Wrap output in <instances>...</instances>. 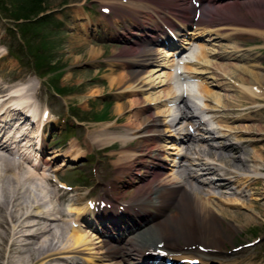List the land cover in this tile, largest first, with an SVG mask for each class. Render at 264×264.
<instances>
[{
	"label": "bare ground",
	"instance_id": "1",
	"mask_svg": "<svg viewBox=\"0 0 264 264\" xmlns=\"http://www.w3.org/2000/svg\"><path fill=\"white\" fill-rule=\"evenodd\" d=\"M118 1L122 5L120 0ZM222 1L224 0H199L198 4H206L208 7L214 6L217 9ZM110 3L108 0H103L102 5L107 8V6H111ZM136 3H139L138 7H140V11L136 10V13L145 16L149 15L151 19L156 16L158 22H155V24L157 25L161 21L162 24L168 25L166 26L168 28H170V25H172L171 27H176V32L172 31L175 37H180L182 35L181 32L191 23L193 29L187 31L183 38L178 39V42H180L179 46L172 39L174 44L171 46L172 50L165 51L161 46H147V49L140 51L131 59L118 62L120 68L130 66L136 69L127 71L126 77L121 75L116 79L112 78L110 81V85H115L124 80L122 90L119 93L129 95L133 93L143 95L158 87L168 86V90L165 93L159 91L156 92L157 96H155V93L143 96L139 106H133L134 102L131 101L116 105L114 109L115 115L118 117L128 115L125 125H120L121 131H112L116 125L108 122L106 125L108 131L106 134H102V141H105L108 146L115 142L121 144L117 162L114 164L116 168L115 177L106 186L108 188L106 197L109 198L106 203L112 208L109 210L111 212L109 217L114 218L111 223L116 231L114 237L106 230L103 224H98L97 220L90 219L93 214L102 212L96 211L97 204L92 207L90 203H83L78 200L70 202L66 206V213L68 215L74 214L76 219V224L72 223L75 226L68 233L67 246L60 249H48V246L52 245V231L57 229L56 223L61 220L62 216L65 217V213L62 214L61 210L56 209L59 205V198L55 201L54 208L47 209L45 207L47 203H50L49 199L46 200V187H49L52 180L44 175H37L34 170L29 171L21 168L30 159L33 160L32 167L35 168L38 165L40 161L39 153L44 150L42 129L45 123L48 122V115L44 113L46 115L45 118L41 112L42 114L38 117V107L32 102L33 97L30 96L29 89L25 85L0 89V179L2 178L3 181L9 180L11 184L10 187L6 188L0 186L1 204L6 207H0V214H2L0 228L4 229V232L0 231V244L3 245L4 243V245H7L9 253L10 248L16 246L19 249L16 253L21 261L27 260L28 248L34 246L35 249L31 253L35 255V258L29 259V264H56V261H62L61 264H70L75 259L82 261L84 264H191L193 260H198L197 264H215L206 261L202 262V259H198L196 255H191V253L186 254L182 246L181 250L172 248V244L169 241L176 243L174 239L181 240L185 243L184 246H187L188 240L197 238L192 237L195 235H191V233L197 234L195 232H199L200 237L210 239L209 231L215 227V221L212 220H216L217 217H219L217 219H221L220 216L222 218L227 216L232 219L237 218V212L219 208L220 206L214 204L215 199L220 201V205L229 203L233 206L227 208L238 209L240 207L237 197L230 199L231 202L225 201L226 198L221 201L222 198H218L221 196L220 189L227 191L222 192L225 195L230 193L228 191L232 190V188L238 189V194H241L251 185L258 184L259 180L264 183V173L260 170L264 167V156L255 157L256 160L254 161L258 162L259 165H253L249 170L248 168L240 170L239 167L235 166L225 167L223 164H227V161L223 160L222 154L224 150L234 151L235 154L242 152L244 140L238 142L241 145H235L236 143L234 142L227 143L226 141L232 136L238 138L241 134L250 135L252 129H236L234 124L252 121L250 115L256 113L257 110L247 112L245 117L235 115L233 111L252 109L253 106L251 105L255 99H258L259 88L257 86L255 88L246 80L245 85H243L244 79H237L238 83L235 80L227 79V83L222 84L202 81L201 75L211 74L213 72H210V70L213 71L214 68H217L214 63L204 60L206 57L204 46L198 45L197 51L190 53L184 59H177L181 55L182 50H189L193 46L195 39L207 36L208 40H204L206 42L214 39L228 40L229 36L233 37L238 34L237 29H228L225 25L214 24L211 21L212 18L195 17L193 8L190 10L193 11L195 22L194 20L176 21L171 24V21L167 20L169 12L166 11L161 16H158L156 11L152 12L153 6H158V0H136ZM114 5H117V3ZM132 21L130 20V22ZM140 28H143L142 34L144 36L132 31L130 33L131 39L127 37L130 43L133 40L137 41L139 36H143L144 41H148V43L171 44V39L165 36L150 37L151 34H155V31H159L151 24L142 23ZM243 31L246 30L244 29ZM185 35L190 36V39H186ZM222 49V55L220 56L219 54V57L224 60L235 62L245 61L246 59L252 60L244 52L249 51V49H240L233 42L228 46L223 45ZM177 51L180 53L175 57V52ZM193 64L206 66L208 70L201 71L199 66L193 68ZM148 65L169 69V72L165 73L158 68H152L147 76L140 78L141 80L135 79L143 71L142 69ZM234 67V69L240 71L239 65H234ZM254 67L259 66L256 65ZM121 71L124 70L121 69ZM155 73L159 74L155 75ZM208 76V79H212L214 82L225 78L222 74ZM229 77L231 78L232 76ZM253 81L255 80L253 79ZM210 84L216 86V88L218 86L222 87L223 84L241 88V94L246 92L249 95L250 93L248 96L250 98L249 103H246V105L238 104V100L232 99L226 94L213 92L209 88ZM222 89V91H233L231 89ZM185 97L190 100V106L186 103L188 99ZM200 99H205L204 102H212L215 107H209L206 103L201 104ZM224 100L230 102V104H223ZM232 100L235 102H232ZM160 105L165 111H162ZM153 108L157 110L156 113H151ZM190 108H194L192 110H195L198 114L193 112L189 114ZM196 115L207 120L205 122L210 124L211 127L207 128L204 122L192 124ZM177 117L179 119L175 123ZM132 118H136L137 122H139L138 127L132 128L130 126L133 124ZM178 126H181L182 129L186 127L187 130L199 131V135L201 134L202 137L197 140L193 134H189L184 129L181 139L176 140ZM262 130L264 131V128ZM216 141L226 143L217 147L210 144V142ZM252 141L258 142L261 140L255 138ZM197 143L206 144L208 149L196 147L195 144L197 145ZM34 145L38 149L35 152L33 151ZM74 147L70 143L64 153L55 151L57 153H53V157L55 159L58 156L63 157L62 165L68 158L70 161L78 162L81 156ZM167 150H172V152L167 155ZM169 156L171 157L170 159L168 158ZM209 157H215L221 164H215L214 160ZM229 158L243 165L245 162H250L244 157L236 159L233 156H229ZM50 159L41 160L45 168L49 167L48 162ZM167 161L171 162V169L165 168ZM60 169L62 168L58 167L52 171L56 173ZM36 180L37 182H35ZM251 181L256 182L249 184ZM63 187L64 185L61 186V188ZM125 187L133 189L134 193L128 201L120 203L118 198ZM216 191L219 192L216 193ZM7 193L13 194L12 196H7ZM54 193L56 197L60 195L59 190ZM253 195V193L245 194V196L250 197V202L256 199ZM102 201L104 202V200ZM91 204H94V202H91ZM114 205H116L115 209L113 208ZM119 206H121L122 210H126L119 214L117 212ZM178 206L179 208H177ZM213 207L218 208L217 211L219 213L212 212ZM8 210L13 216L10 220L14 224L11 229H9L8 222L7 226L3 225V221L7 218ZM129 212L132 213L127 215ZM172 214H174V221H172ZM249 217L245 218V223L252 220L253 217ZM117 219H120L121 223L116 221ZM181 219L186 220L187 225L176 221ZM101 225L102 232L97 230L98 226ZM161 225L165 228L167 227L166 234L168 236L165 238L168 239L167 242L169 244L164 243L165 241L163 242L162 237H160L159 241H155L157 243H146L138 246L135 239L129 237L130 234L133 236L142 230L150 231L161 228ZM190 225L191 227L195 226V229H190ZM31 227L36 228L37 232H31ZM227 228L230 229L229 226ZM91 230L92 233L90 232ZM95 232L98 237L94 235ZM218 233L220 232L217 231L215 235ZM21 238L25 243H18ZM105 239H110L114 243ZM41 241L51 242V244L43 246L40 244ZM188 246H191V244ZM214 247L211 245L206 248ZM144 251L147 252L146 255L148 256L144 257L141 255ZM186 251H188V248H186ZM152 252H154V255L150 256L149 254Z\"/></svg>",
	"mask_w": 264,
	"mask_h": 264
},
{
	"label": "rangeland",
	"instance_id": "2",
	"mask_svg": "<svg viewBox=\"0 0 264 264\" xmlns=\"http://www.w3.org/2000/svg\"><path fill=\"white\" fill-rule=\"evenodd\" d=\"M108 1L111 2V6L105 8L102 5L103 0H0V89L25 85L29 89L30 96L33 97L32 102L38 107V117L42 113L48 115V122L45 123L42 131L44 150L39 153L40 161L38 165L35 168L32 167L33 160L30 159L21 167L23 170H34L37 175H44L52 180L51 185L49 184V187H46V200L49 199L50 203H47L45 207L47 209L54 208L55 201L59 198V205L56 209L61 210L62 214L65 213V217L62 216L61 220H59L60 222L56 223L57 229L52 231V245L48 246V249H60L67 246L68 233L75 226L72 223L76 222L74 214L68 215L66 213V206L70 202L80 200L83 203H96L99 200L106 202L109 199L106 197V193H108L106 186L115 177L116 168L114 164L117 162L121 144L115 142L108 146L105 141H102V134L107 133L106 125L108 122L116 125L112 131H121L120 125H125L128 116L118 117L115 115V106L131 101L134 102L133 106L136 107L141 104L143 96L151 93L156 94L159 91L165 93L168 90L166 85L150 90L143 95L140 93L139 95L134 93L129 95L119 93L122 90L124 80L118 84L114 82L116 83L115 85H110L112 78L116 79L121 75L126 77L127 71L136 69L130 66L120 68L118 62L131 59L140 51L147 49V46H162L166 51L170 50L171 44L159 45L156 42L151 41L152 43H148V41H144L143 28H140L142 23L151 24L156 27V30H159L155 31V34L150 35L153 38H157V35H160L163 30L166 34V26L164 27L161 21L158 25L155 24V22H158L156 16L151 19L149 15L145 16L136 13V10L140 11L139 3H136V0H120L122 5H120L118 0ZM113 2L114 4L117 3V5H114ZM197 2L198 0H158L159 7L153 6L152 12L156 11L158 16L165 14L166 11L169 12L167 20L171 21V24L176 21L194 20L195 22L193 11L190 10L193 8L195 11L194 15L200 13L203 19L212 18L211 21L214 24L225 25L228 29H237L238 34L233 37L229 36L228 40L214 39L206 42L204 40H208L207 36L195 39L193 46L189 50H182L178 59H184L190 53L197 51L198 45L204 46V54L206 55V57L203 55L206 58L204 60L214 63L217 68H214L213 71L210 70V72H213L211 74L201 75L202 81L222 84L227 83V79L235 80V82H237V79H244L243 85H245L246 80L255 88L256 86L259 88L258 99L254 100L251 105L253 106L252 109L233 111L235 115L245 117L247 112L257 110L256 113L250 115L252 121L234 124L236 129H252L251 134H241L238 138L232 136L226 141L227 143L234 142L236 143L235 145H241L238 142L244 140L242 152L235 154L234 151L230 150L222 151L223 160L227 161V164H223L225 167L235 166L239 167L240 170L246 168L249 170L253 165H259L258 162L254 161L256 160L255 157L264 156V131L262 130L264 128V107L261 108L264 106V0H224L217 9L212 5V7H208L206 4L197 7ZM26 7H28L27 10ZM29 8L33 9V13L29 12ZM4 11L16 13L23 18L26 16L29 19L15 21L12 16H9L10 14ZM40 17L43 18L40 20ZM130 20L133 21L130 22ZM22 25H32V27L28 26L22 33V29L25 28ZM31 28H33L32 32ZM171 28V31L176 32V27ZM192 29L193 25L191 23L181 32L182 35L176 38L180 40L187 31ZM244 29L246 31H243ZM132 31L143 36H139L137 41L132 39L133 42L130 43L127 37L131 39L130 33ZM26 37L29 41L24 40ZM185 38L190 39V36L185 35ZM231 42L235 43L240 49H249V51L244 52L252 60L246 59L241 62L236 61V63L235 61L220 58L219 54L220 56L222 55L223 45L228 46ZM177 43L180 44L178 41ZM29 46L34 50H39L38 55L43 56L38 61V65H36L39 69L34 66V62L32 63L35 59L31 48L29 50ZM232 64L239 65L240 71L234 69L235 67ZM256 65L259 67H254ZM198 66L201 71L208 70L206 66L193 64V68ZM152 68H158L165 73L169 72V69L148 65L142 69L143 71L135 79L141 80L140 78L147 76ZM121 69L124 71H121ZM44 72H47V74L45 73L46 76L43 74ZM57 73L60 74L56 76L55 74ZM158 74L155 73V75ZM213 74L216 76L222 74L225 78L214 82L212 79H208V75L213 76ZM56 87L62 91L57 92L55 90ZM209 88L213 92L226 94V96L238 100V104L246 105V103H249L250 98L248 96L250 93L249 95L246 92L241 94V88L224 84L222 87L218 86V88L210 84ZM222 88L233 91H222ZM204 100L200 99V103L215 107L212 102H204ZM239 101L241 102L239 103ZM189 102L190 100L186 101L188 105H190ZM232 102L235 101L232 100ZM223 104L229 105L230 102L224 100ZM160 107L162 108V105ZM152 110L151 113H156L157 111L154 108ZM162 111L165 110L162 108ZM190 111L191 109L189 113ZM198 119L195 122L193 119L192 124H197L199 122ZM135 120L136 118L131 119L133 121V124L130 125L132 128L139 126V122ZM206 125L207 128L211 127L208 123ZM184 129L187 130L186 127L183 129L181 126L177 127L176 133L178 136L175 137L176 140L182 137ZM189 130L186 132H189ZM189 133H192L197 140L202 137L201 134L199 135L200 132L196 130H192ZM255 138L261 141L253 142L252 140ZM226 142L220 143L216 141L210 142V144L217 147ZM70 143L75 146V150H78L81 159L77 162L70 161L68 158L62 165L63 157L57 155L58 157L55 159L53 153H64ZM195 146L200 149H208L206 144L197 143ZM34 149V152L38 150L36 145H34ZM170 152L172 150H167V155ZM34 154L38 155L37 153ZM229 156H233L236 159L244 157V159L252 162H245L243 165L233 161ZM47 158L51 159L48 162L49 167L45 168L41 160L44 161ZM168 158L170 159L171 157L169 156ZM209 158L214 160L215 164H221L215 157ZM166 163L165 168L171 169V162L167 161ZM250 164L252 165L246 167ZM241 165L243 166L241 167ZM58 167L62 169L53 173L52 170ZM260 170L264 173V167ZM0 181L1 187L11 186L9 180L3 181L1 178ZM255 182L251 181L249 184ZM62 185H64L63 188H61ZM57 190H59L60 194L58 197L54 193ZM220 191L221 196L218 198H222L221 201L225 198V201H230L233 197H237L240 207L238 209L227 208L233 206L229 203L220 205V201H217V199H215L214 204L230 212H237V218L232 219L229 216L222 218L220 216L221 219H217L219 218L217 217L216 220H212L215 221V227L209 231L210 239L200 237L199 232H195L197 234L191 233V235H195L192 237L197 238L188 240V245L191 244V246H184V242L174 239L176 243L169 241L172 244V248L181 250L184 247L186 254L196 255V257L203 260L202 262L206 261L215 264H264V183L259 180L258 184L251 185L241 194H238V189L234 188L229 190L228 192L230 193L226 195L222 194V192L227 191L221 189ZM218 192L216 191V193ZM133 193V189L123 188L118 202L128 201ZM249 193H253V197L258 198V200H251V203L250 197L245 196V194ZM12 194L7 193V196H12ZM1 198L0 207L6 208L1 204ZM215 208H212V212L219 213L217 211L218 208ZM174 214L171 215L172 221H174ZM1 215L0 221H2ZM247 217L253 218L250 222L245 223V218ZM7 218L3 221V225L7 226L8 222L9 229H11L14 224L10 221L13 218L10 210L7 211ZM111 219L109 212L106 211L105 213L101 212L95 220H97L98 224H103L106 230L114 237L116 231L114 230V225H111ZM183 220L176 221L187 225L186 220ZM227 226L230 229H226ZM101 227L102 225L98 226V228L96 226L97 230L102 232L103 229ZM189 227L192 230L195 229V226L191 227L190 225ZM166 228L161 225V228L150 231L142 230L133 236L130 234L129 237L134 238L138 246L146 243H157L155 241H159L160 237H162L163 242L165 241L164 243L169 244L167 242L168 239L165 238L168 236ZM0 231L4 232V229L0 228ZM217 231L220 233L215 235ZM31 232L36 233L37 229L31 227ZM90 232L92 233V230ZM94 235H96V232ZM20 240L18 243H25L22 238ZM105 240L114 243L110 239ZM255 241L257 243L250 244ZM45 242L41 241L40 244L43 246L51 244V242ZM177 244H179V247ZM210 244L215 247L206 248L211 246ZM190 247L191 249L189 250ZM186 248H188V251H186ZM34 249V246L29 247L27 260L21 261L18 259L16 252L19 249L16 246L11 247L9 253L7 251L8 246L4 245V243L3 245L0 244V264H29L28 260L35 258V255L31 253ZM145 253L146 251L142 252L141 255L144 256ZM61 263L62 261H56V264ZM70 264L84 263L75 259Z\"/></svg>",
	"mask_w": 264,
	"mask_h": 264
},
{
	"label": "trees",
	"instance_id": "3",
	"mask_svg": "<svg viewBox=\"0 0 264 264\" xmlns=\"http://www.w3.org/2000/svg\"><path fill=\"white\" fill-rule=\"evenodd\" d=\"M22 8V7H21ZM28 9V7H26V10ZM20 10V9H19ZM22 11V10H21ZM4 12H6L7 14H10L9 16H12L13 17V19L15 20V21H19V20H21V19H24V20H27V19H29V18H27L26 16H24V18L22 17V16H19V15H17L16 13H12V12H10V11H4ZM24 12V11H23ZM29 12L30 13H33V9H31V8H29ZM36 14V13H35ZM26 17V18H25ZM43 17H40L39 19L41 20ZM46 18V17H45ZM44 18V19H45ZM27 23H29V22H27ZM30 24V23H29ZM23 27H25L24 29H22V33L24 32V30H26L27 29V27L28 26H31L32 27V25H22ZM35 28V27H34ZM32 29L33 28H31L30 30H31V32H32ZM30 32V33H31ZM29 33V34H30ZM25 41H29L28 40V38L26 37L25 39H24ZM41 47H43V45H41ZM30 46H29V50H30ZM31 51H32V55H33V57H34V59H35V61H32V63L34 62V66H36V65H38V61L43 57L42 55L41 56H39L38 55V51L39 50H34L33 48H31ZM36 68L37 69H39L37 66H36ZM56 91L57 92H59V91H62L61 89H59V88H56Z\"/></svg>",
	"mask_w": 264,
	"mask_h": 264
}]
</instances>
